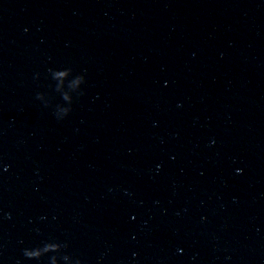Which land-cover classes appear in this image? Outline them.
Returning <instances> with one entry per match:
<instances>
[{"label": "water", "instance_id": "1", "mask_svg": "<svg viewBox=\"0 0 264 264\" xmlns=\"http://www.w3.org/2000/svg\"><path fill=\"white\" fill-rule=\"evenodd\" d=\"M0 264H264V0H0Z\"/></svg>", "mask_w": 264, "mask_h": 264}, {"label": "clouds", "instance_id": "2", "mask_svg": "<svg viewBox=\"0 0 264 264\" xmlns=\"http://www.w3.org/2000/svg\"><path fill=\"white\" fill-rule=\"evenodd\" d=\"M67 73L65 72H57L55 73V77L56 78H60L63 77L64 75H66ZM84 82V78L83 77H79L76 81L77 84L83 83ZM64 115H67V110L64 111ZM59 250V245L57 244H48L46 245L43 249L40 248H34V249H25L24 250V256L28 259H39L41 256H43L46 252L49 251H57Z\"/></svg>", "mask_w": 264, "mask_h": 264}]
</instances>
